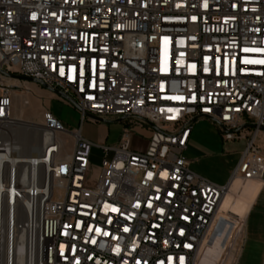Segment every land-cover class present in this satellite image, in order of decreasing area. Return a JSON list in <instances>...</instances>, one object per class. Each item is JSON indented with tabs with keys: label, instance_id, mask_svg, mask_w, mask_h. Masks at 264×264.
Wrapping results in <instances>:
<instances>
[{
	"label": "built area",
	"instance_id": "built-area-1",
	"mask_svg": "<svg viewBox=\"0 0 264 264\" xmlns=\"http://www.w3.org/2000/svg\"><path fill=\"white\" fill-rule=\"evenodd\" d=\"M260 61L264 0H0V264H195L231 178L264 172ZM16 76L77 109L72 132L44 116L68 151L12 157ZM87 114L118 140L84 137ZM197 120L244 143L225 185L190 169Z\"/></svg>",
	"mask_w": 264,
	"mask_h": 264
},
{
	"label": "rangeland",
	"instance_id": "rangeland-1",
	"mask_svg": "<svg viewBox=\"0 0 264 264\" xmlns=\"http://www.w3.org/2000/svg\"><path fill=\"white\" fill-rule=\"evenodd\" d=\"M16 84H18V87L13 91L12 120L18 119L20 122L30 124L36 122L42 126L45 122V114L50 113L61 120L63 127L68 132L73 130L72 121L74 115L65 108V105L72 107L67 100L35 81L21 79ZM104 124L107 127H103V123L86 119L81 126L83 136L92 141L101 142L102 135L105 132L104 128L108 129L109 137H112L118 129H121L122 125L118 122H104ZM135 131L140 136H138L134 147L138 150L144 149L145 138L148 137L149 131L146 128H138ZM58 136H61L66 141L63 151H68L72 143L70 136L63 132L58 134ZM191 140L194 149H190L185 153V156L190 160V169L217 185L227 184L231 172L241 156V151L244 147L243 141L224 142L220 132L207 120L194 122ZM257 141L259 143L264 142L262 135H259ZM95 174L96 169L91 168L89 177ZM237 236L231 244L225 264H228L230 257L234 253L237 245Z\"/></svg>",
	"mask_w": 264,
	"mask_h": 264
},
{
	"label": "crops",
	"instance_id": "crops-1",
	"mask_svg": "<svg viewBox=\"0 0 264 264\" xmlns=\"http://www.w3.org/2000/svg\"><path fill=\"white\" fill-rule=\"evenodd\" d=\"M65 108L74 115L72 123L75 130L79 113L74 107L65 105ZM97 123L107 127L104 122ZM104 130L101 142L113 144L118 140L121 129L112 137H109L107 128ZM136 140L138 137L134 142ZM190 149H194L192 143L187 151ZM236 236L237 245L228 264H264V172L261 179L231 178L195 264H225Z\"/></svg>",
	"mask_w": 264,
	"mask_h": 264
},
{
	"label": "bare ground",
	"instance_id": "bare-ground-1",
	"mask_svg": "<svg viewBox=\"0 0 264 264\" xmlns=\"http://www.w3.org/2000/svg\"><path fill=\"white\" fill-rule=\"evenodd\" d=\"M47 114L53 116L50 113ZM49 126L50 125L47 123L46 119L44 125L42 126H40L36 122L30 124V123L20 122L18 121V119L9 120L3 129V137H4V141L8 143V147L11 149V152L13 153L12 157L36 158L37 156H40L39 153L43 149L44 144H46L48 141L58 139L59 138L58 134L62 133L50 129ZM233 178H241V177L235 176Z\"/></svg>",
	"mask_w": 264,
	"mask_h": 264
},
{
	"label": "water",
	"instance_id": "water-1",
	"mask_svg": "<svg viewBox=\"0 0 264 264\" xmlns=\"http://www.w3.org/2000/svg\"><path fill=\"white\" fill-rule=\"evenodd\" d=\"M16 77L19 78V79H25V80L35 81V82H36V80H35L34 78H32V77H26V76H16ZM43 86L46 87L47 89H49L50 91L54 92L55 94H57V95H59V96H61V97H64V98H66V99H69V98H67L64 94H62L60 91H58V90H53V89L47 87L46 85H43ZM87 116H88L90 119H92V120H94V121H96V122H105L103 119L98 118V117H96V116H93V115H90V114H87ZM43 153H44V148L40 151L39 155H43Z\"/></svg>",
	"mask_w": 264,
	"mask_h": 264
},
{
	"label": "snow or ice",
	"instance_id": "snow-or-ice-1",
	"mask_svg": "<svg viewBox=\"0 0 264 264\" xmlns=\"http://www.w3.org/2000/svg\"><path fill=\"white\" fill-rule=\"evenodd\" d=\"M245 51H247V49ZM260 63H264V61H260ZM125 231H127V229H125ZM181 259H183V258H181Z\"/></svg>",
	"mask_w": 264,
	"mask_h": 264
}]
</instances>
